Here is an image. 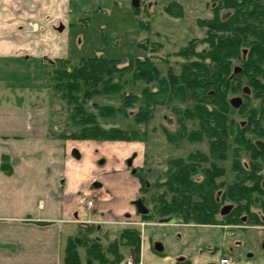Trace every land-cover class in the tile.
I'll use <instances>...</instances> for the list:
<instances>
[{
	"label": "trees",
	"instance_id": "1",
	"mask_svg": "<svg viewBox=\"0 0 264 264\" xmlns=\"http://www.w3.org/2000/svg\"><path fill=\"white\" fill-rule=\"evenodd\" d=\"M174 4L175 8H179L177 2L167 3L163 6L164 11L179 15L180 10H174ZM138 10L139 5L134 6V11ZM210 10V16L198 19L199 26L204 29L203 35L193 36L175 52L186 59L179 73L170 69L166 75L161 74L150 55L120 60L93 51L90 56L80 57L77 64L70 69L58 72L55 84L51 85L61 92V97L66 99L67 103L74 104L70 106V114L83 125L76 130V138H137L126 128L102 127L93 113L84 115L83 102L94 94L120 92L122 96L120 105L98 106L99 112L104 115H127L126 107L138 99L141 107L131 115L134 122L149 118V111L157 102H168L172 98L190 101V105L185 109L175 107L176 118L182 125L178 128L177 135L168 132V137H205L209 143V155L229 157L231 163H241V159L236 160L234 157L242 150L247 151L251 156L248 162L254 166L253 182L252 185L242 181L235 183L236 185L228 183L223 188L222 199L217 200L215 191L218 185L214 183L212 175L218 173L222 167L212 164L203 168V179L193 180L190 173L197 170V165L189 160L196 158L199 161L206 156L199 151L193 152L187 159L171 161L173 165L167 169L162 185L168 190H175L176 187L178 190H175L176 193L174 192L169 200L165 198L166 191L159 193L158 201L161 203L156 206L155 213L158 216H167L180 208L182 211L184 209L185 219L199 223L241 222V216L246 215L247 221L261 224L264 223V174L260 170L264 168V163L259 159L261 150L244 132L249 128L259 137H264V0H213ZM199 44L203 46L197 50L196 46ZM66 60L57 59L60 62H67ZM236 65L239 70L233 72ZM123 72L130 73L131 81L156 80L158 86L154 89L145 87L138 97L130 92H121L123 86L120 76ZM115 75L119 78H114ZM244 86L248 87L249 93L244 92ZM235 91L243 92L245 97L251 92L259 98V107H245L246 99L236 108L231 106L228 95ZM211 104L212 106H209ZM235 110L240 113L245 111V119L235 121L229 116V113ZM183 118H197L199 129L186 132ZM243 169L248 172V167ZM140 186L145 189L143 180ZM224 200L233 201L234 207L229 214L219 217L217 210ZM151 215L152 212L143 218H149ZM231 215L234 218H231ZM90 229L91 224H83L81 227L78 225L76 231L68 236L63 264H81L77 250L79 246L84 248L85 264H92L94 261L97 264L119 262V246L124 244L134 246L136 256L138 255L139 231L135 228L120 230L118 238L110 241L106 248L100 247V241L95 237L88 238ZM107 252L113 254V258L108 259Z\"/></svg>",
	"mask_w": 264,
	"mask_h": 264
},
{
	"label": "rangeland",
	"instance_id": "2",
	"mask_svg": "<svg viewBox=\"0 0 264 264\" xmlns=\"http://www.w3.org/2000/svg\"><path fill=\"white\" fill-rule=\"evenodd\" d=\"M148 1L153 5L149 6L147 11H143V3H148ZM212 1L137 0V5L140 4V6L139 10L135 12L134 6L137 5L133 4L132 0H70L68 12L70 25L66 35L67 47L62 49L66 54L51 57L54 60L53 64H47L49 81L54 85L55 79L59 75L58 72L70 69L77 64L80 57L90 56L93 51L120 60L150 55L161 74L166 75L170 69L174 73H179L181 65L186 62V59L176 55L175 52L193 36L203 35L204 29L199 26L198 19L210 16ZM173 2L180 5L179 8H175V4L173 5L174 10H180L179 15L168 14L163 9L165 4ZM202 46L203 44H199L196 49L199 50ZM59 58L67 59V62L57 61ZM2 70L4 69H0V71ZM116 77L119 78L118 75L114 76V78ZM129 77V72H123L120 76L123 86L121 92H130L138 97L145 87L154 89L158 86L156 80L137 79L131 81ZM53 85H51L52 88ZM53 90L58 98L63 100V121L66 127L62 134L66 139L144 142L145 161L142 170L146 167L151 170L143 172L141 176L139 173H135L140 166L132 167L126 161L127 169L101 174L106 180V184H103L100 179L96 180L99 183L101 181L100 188L104 189L94 188L95 206L86 209L82 204H79L77 209L79 227L83 224H91L88 238L95 237L100 241L102 248H106L110 241L117 239L119 231L123 228H135L139 231L138 257L134 246L120 245L121 259L113 264H127L128 258H133V264H139L140 259L142 264H206V262L219 264L218 259L222 254L223 247H226L227 250L231 247L235 256L233 264H264V246H262L264 244V223L255 224L251 228L240 227L245 230L237 231L233 236L245 242L234 244L230 229L222 230L216 226L197 225L199 222L185 219L184 209L182 211L179 208L173 213L176 216V223L158 222V218L162 217L155 213L156 206L161 203L158 201L159 193L166 191L164 192L165 198L169 200L173 193H176L175 190H178L177 187L174 188L175 190H168L166 186L162 185L161 181L166 178L164 170L173 165L171 163L173 159H187L186 155L189 152L199 151L205 155L210 153L209 143L205 137L195 139L168 137V132L177 135L178 128L182 125L176 118L175 107L180 110L185 109L190 105V101L172 98L168 102H157L150 109L151 116L149 118L141 122H134L131 115L141 107L138 99L126 107L127 115L122 113L104 115L99 112L98 106L103 104L120 105L122 96L120 92L94 94L83 102L84 115L93 113L102 127L126 128L130 134H135L137 138L129 140L76 138V130L82 128L83 125L70 114L72 110L70 106L72 107L74 104L67 103L66 99L61 97L60 91L54 88ZM245 93H249V89ZM233 96H240L243 101L246 99L245 107H259V98L253 96L251 92L248 97H245L241 91H235L228 95L229 98ZM244 112L240 113L235 110L229 113V116L235 121H241L245 119ZM182 122H184L186 132L197 131L200 127L197 118H183ZM85 125L87 126V124ZM244 134L251 140L264 141V137H259L249 128ZM238 154L241 162L248 161L251 157L250 153L244 150ZM114 158L112 153L110 159ZM216 162L225 164L230 162V158L228 160L218 159ZM205 164L202 163V165ZM200 176V172H196L194 178L199 179ZM144 178H147L149 188L145 186V189H141L140 185ZM101 191L107 194L106 198L103 197ZM138 196H141L144 203L151 209L152 215L149 218H143L135 213V207L131 200ZM249 229L253 230L248 231ZM155 241H160L163 245L160 252L153 249ZM209 246L216 248L210 251L208 250ZM77 250L81 264H85L84 248L79 246ZM247 252L252 255L248 257ZM106 255L108 259L113 258V254L109 252ZM92 264H97V262L94 261Z\"/></svg>",
	"mask_w": 264,
	"mask_h": 264
},
{
	"label": "crops",
	"instance_id": "3",
	"mask_svg": "<svg viewBox=\"0 0 264 264\" xmlns=\"http://www.w3.org/2000/svg\"><path fill=\"white\" fill-rule=\"evenodd\" d=\"M69 3L0 0V264H63L82 193L106 184L101 174L127 169V160L141 166L144 158L142 141L62 134L63 100L44 56L66 54Z\"/></svg>",
	"mask_w": 264,
	"mask_h": 264
},
{
	"label": "flooded vegetation",
	"instance_id": "4",
	"mask_svg": "<svg viewBox=\"0 0 264 264\" xmlns=\"http://www.w3.org/2000/svg\"><path fill=\"white\" fill-rule=\"evenodd\" d=\"M140 3V2H139ZM144 4V7L142 8V10L144 11L146 8L147 10L149 9V6H152L153 4L150 3V1H148V3H143ZM140 6V4H139ZM256 139H254L255 141ZM193 152H189V154H191ZM186 155V157L188 156ZM186 159V158H185ZM228 160L229 157H224V158H219V157H212L210 156L209 154L204 156L202 159L200 158L199 161H197V159H190L189 161H192V162H195V165H197V170L195 172H192L190 173V177L193 179V180H200V179H203V176H204V172L205 170H202L203 168H207V167H210L212 164H215L216 166H219V167H222L221 170H219L218 173H215L212 175V178H213V181L214 183H216V185H218L216 191H215V196H216V199L217 200H221L222 199V194H223V188L224 186L228 183H232L233 185H236L235 183H238L240 181L244 182V183H247L248 185H252V182H253V164L248 162V161H244V162H228V163H225V164H218L216 162V160ZM234 159H240V156L239 155H236L234 157ZM259 159L262 161V163H264V152L261 151V156H259ZM144 161H145V156L144 158L142 159V164L139 168V170H136L135 173H138L139 172V175L142 176L143 172H149L151 169L149 167H146L144 170H142V167L144 165ZM202 163H206L205 165H202ZM248 167V172H244V169L243 168H247ZM241 169H243V172H241ZM207 170V169H206ZM164 171H167V169H165ZM196 172H200V178L197 179V178H194V175ZM207 172V171H206ZM260 172L262 174H264V168H262L260 170ZM165 173V172H164ZM165 175V174H164ZM143 182H144V185L149 188L148 185V180L147 178H144L143 179ZM163 182V180L161 181ZM143 199V198H142ZM144 202V201H143ZM234 207V202L233 201H229V200H224L223 202H221L219 204V207H218V210H217V214L220 216H224L226 214H229L232 209ZM169 215H173L176 219V216L171 213ZM167 215V216H169ZM231 218H234L233 215L230 216ZM174 223H176L174 221ZM197 225H210V226H216V227H220L222 228V230H227V229H230L231 230V234L232 236L235 234V232L237 231H243L245 229H241L240 227H245V228H251V227H254L255 223L253 222H249L247 221V216L246 215H242L241 216V222H215V223H197ZM243 225V226H242ZM250 230H253V229H249L248 231ZM247 231V230H246ZM233 239H234V244H243L245 241H242L241 239L239 238H235L233 236ZM262 246H264V244H262ZM216 247L214 246L212 248V246H209L208 247V250L211 251L214 250ZM232 253V254H231ZM252 254L250 252H247V256L250 257ZM228 258V264H233L234 260H235V256H234V253L230 247V249H226V247H223L222 249V254L221 256L219 257L218 259V263H220V259L222 258ZM217 264L216 262H206V264Z\"/></svg>",
	"mask_w": 264,
	"mask_h": 264
},
{
	"label": "water",
	"instance_id": "5",
	"mask_svg": "<svg viewBox=\"0 0 264 264\" xmlns=\"http://www.w3.org/2000/svg\"><path fill=\"white\" fill-rule=\"evenodd\" d=\"M132 1H133V4L137 5V0H132ZM61 28H62V26H59V29H61ZM44 59L50 63H53V60H51L47 56H44ZM238 70H239V66H237V65L234 66L233 72H237ZM243 90L245 92H248L247 86H244ZM229 102L233 107H238L242 102V98L240 96H233V97L229 98ZM255 144L262 152H264V141L256 139ZM73 152L76 153V155H77V152L75 149L73 150ZM127 161L129 164L130 160H127ZM93 184L95 186H97V185H99V182H94ZM131 202L135 207V213L136 214H138L140 216H148L151 214V209L143 202V199L141 196H138V197L132 199ZM174 221H175V217L173 215L162 216V217L158 218V222H174ZM153 249L155 251L160 252L163 249L162 243L160 241H155L153 243ZM210 264H212V263H210Z\"/></svg>",
	"mask_w": 264,
	"mask_h": 264
},
{
	"label": "built area",
	"instance_id": "6",
	"mask_svg": "<svg viewBox=\"0 0 264 264\" xmlns=\"http://www.w3.org/2000/svg\"><path fill=\"white\" fill-rule=\"evenodd\" d=\"M93 194L84 191L80 196V204H82L86 209H91L95 206V201ZM221 264H228V258L224 257L220 259ZM127 264H133V258H128Z\"/></svg>",
	"mask_w": 264,
	"mask_h": 264
}]
</instances>
